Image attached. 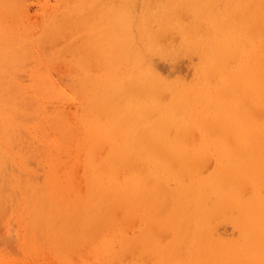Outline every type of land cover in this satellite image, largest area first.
<instances>
[{"label":"bare ground","instance_id":"1","mask_svg":"<svg viewBox=\"0 0 264 264\" xmlns=\"http://www.w3.org/2000/svg\"><path fill=\"white\" fill-rule=\"evenodd\" d=\"M0 223L22 262L264 264V0H0Z\"/></svg>","mask_w":264,"mask_h":264},{"label":"rangeland","instance_id":"2","mask_svg":"<svg viewBox=\"0 0 264 264\" xmlns=\"http://www.w3.org/2000/svg\"><path fill=\"white\" fill-rule=\"evenodd\" d=\"M30 8V13L33 16L36 11L35 4H32ZM19 231L20 227L17 224H11L6 228L0 223V259H3L5 264H10L11 262L13 264H37L36 262H22L24 254L17 241L19 239Z\"/></svg>","mask_w":264,"mask_h":264}]
</instances>
